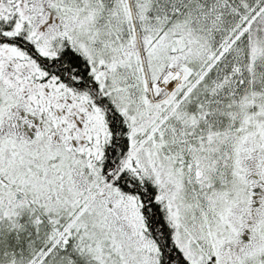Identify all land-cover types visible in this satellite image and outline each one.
Returning a JSON list of instances; mask_svg holds the SVG:
<instances>
[{
	"label": "snow or ice",
	"instance_id": "6c2138e0",
	"mask_svg": "<svg viewBox=\"0 0 264 264\" xmlns=\"http://www.w3.org/2000/svg\"><path fill=\"white\" fill-rule=\"evenodd\" d=\"M0 264H264V0H0Z\"/></svg>",
	"mask_w": 264,
	"mask_h": 264
}]
</instances>
